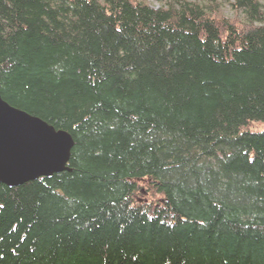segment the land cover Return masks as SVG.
I'll return each mask as SVG.
<instances>
[{
	"label": "trees",
	"instance_id": "1",
	"mask_svg": "<svg viewBox=\"0 0 264 264\" xmlns=\"http://www.w3.org/2000/svg\"><path fill=\"white\" fill-rule=\"evenodd\" d=\"M156 1L0 0L1 97L75 141L0 264H264V0Z\"/></svg>",
	"mask_w": 264,
	"mask_h": 264
},
{
	"label": "water",
	"instance_id": "2",
	"mask_svg": "<svg viewBox=\"0 0 264 264\" xmlns=\"http://www.w3.org/2000/svg\"><path fill=\"white\" fill-rule=\"evenodd\" d=\"M74 144L68 131L11 106L0 95V183L15 187L70 170Z\"/></svg>",
	"mask_w": 264,
	"mask_h": 264
},
{
	"label": "rangeland",
	"instance_id": "3",
	"mask_svg": "<svg viewBox=\"0 0 264 264\" xmlns=\"http://www.w3.org/2000/svg\"><path fill=\"white\" fill-rule=\"evenodd\" d=\"M148 2L154 7H158L159 6V3L156 0H148ZM222 2H224V4H223L224 5L223 6L224 14L227 15V16H232L233 12H232L231 0H222ZM140 198L143 199L142 196H139V199Z\"/></svg>",
	"mask_w": 264,
	"mask_h": 264
}]
</instances>
